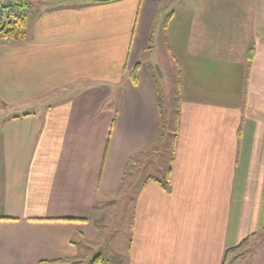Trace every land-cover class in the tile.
Listing matches in <instances>:
<instances>
[{
  "label": "crops",
  "instance_id": "0c3cea01",
  "mask_svg": "<svg viewBox=\"0 0 264 264\" xmlns=\"http://www.w3.org/2000/svg\"><path fill=\"white\" fill-rule=\"evenodd\" d=\"M17 1L25 38L0 39V264L102 257L120 193L122 264H264V0ZM158 35L177 68L167 132ZM166 135L161 180L134 183Z\"/></svg>",
  "mask_w": 264,
  "mask_h": 264
},
{
  "label": "rangeland",
  "instance_id": "374dc122",
  "mask_svg": "<svg viewBox=\"0 0 264 264\" xmlns=\"http://www.w3.org/2000/svg\"><path fill=\"white\" fill-rule=\"evenodd\" d=\"M161 37V38H160ZM153 38V34H152ZM160 38V39H159ZM163 36L158 35L157 43H154V51L152 54V58L154 62H156L159 67L161 68L159 71L163 73V76L166 77V97H161V101L166 103V132L167 129H171L172 127V120L175 116L174 114V104L176 102V99H174V95L177 92V74H176V66L173 63L172 59L166 54V45L163 41ZM4 40H0V44L3 43ZM153 45V41L151 42V46ZM158 84L160 85L161 95L163 93V82L162 78L158 77ZM170 104V105H169ZM172 104V105H171ZM168 108L170 111H168ZM1 125V123H0ZM161 143H165L160 148V154L156 155L154 157L155 162L153 164H146L142 168L139 167L137 171H133L130 180L134 178V183H140V181L144 180L147 176H152L154 178L160 179L162 178L161 172L158 171V168H167L169 164V158L171 155V145L169 141L168 135H166V138L163 139ZM162 150V151H161ZM161 180V179H160ZM131 196L129 198L122 197V194H118L119 199V205L120 209L117 211L115 208L108 209V216L107 220L105 221V224L102 227V239L109 237V235L112 233L113 230H115L114 233L105 241V243H100L102 245L101 254L104 260L103 264H122V260H124V243L128 239L129 235V224L131 221ZM113 203V202H112ZM116 216V217H115ZM117 222L116 227L113 226V221ZM114 221V222H115ZM113 242H116V246H114ZM98 253V252H97ZM95 253L94 256L97 255ZM91 257L87 263L93 258ZM101 264V263H99Z\"/></svg>",
  "mask_w": 264,
  "mask_h": 264
},
{
  "label": "trees",
  "instance_id": "16d2710c",
  "mask_svg": "<svg viewBox=\"0 0 264 264\" xmlns=\"http://www.w3.org/2000/svg\"><path fill=\"white\" fill-rule=\"evenodd\" d=\"M18 8V14L14 20L9 23L0 25V39L6 41H20L25 38V11L23 10L24 5L18 1L14 3ZM139 68V64H136L130 71L129 77L132 82L136 83V75ZM163 135V134H161ZM161 137V136H160ZM170 169L167 171L166 184L169 182ZM150 180V179H148ZM103 259L100 255L95 256L88 264H99L103 263ZM50 264H62V262H52Z\"/></svg>",
  "mask_w": 264,
  "mask_h": 264
},
{
  "label": "built area",
  "instance_id": "2783aa9c",
  "mask_svg": "<svg viewBox=\"0 0 264 264\" xmlns=\"http://www.w3.org/2000/svg\"><path fill=\"white\" fill-rule=\"evenodd\" d=\"M17 0H0V25L11 22L18 14V8L14 5Z\"/></svg>",
  "mask_w": 264,
  "mask_h": 264
}]
</instances>
